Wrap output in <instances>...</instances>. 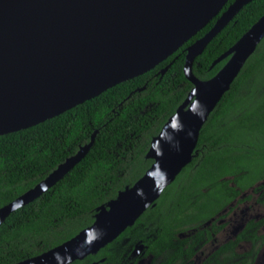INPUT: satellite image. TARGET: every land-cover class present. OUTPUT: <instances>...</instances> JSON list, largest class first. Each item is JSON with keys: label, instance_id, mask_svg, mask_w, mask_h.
<instances>
[{"label": "water", "instance_id": "1", "mask_svg": "<svg viewBox=\"0 0 264 264\" xmlns=\"http://www.w3.org/2000/svg\"><path fill=\"white\" fill-rule=\"evenodd\" d=\"M229 1L0 0V136L43 123L151 71L205 28ZM251 1L235 0L203 37L187 47L184 72L193 89L152 139L147 158L154 162L146 173L99 207L91 226L17 264L84 260L156 206L197 155L202 128L264 39L263 15L214 61L213 66L227 59L215 76L202 80L194 74L196 58ZM96 134L47 178L1 207L0 227L79 164L94 145Z\"/></svg>", "mask_w": 264, "mask_h": 264}, {"label": "trees", "instance_id": "2", "mask_svg": "<svg viewBox=\"0 0 264 264\" xmlns=\"http://www.w3.org/2000/svg\"><path fill=\"white\" fill-rule=\"evenodd\" d=\"M263 15L264 0L246 4L196 58L194 74L202 80L215 76L227 59L213 66L214 61ZM215 20L151 71L43 123L0 136L1 208L47 178L97 132L79 164L2 224L0 264H17L70 240L94 223L99 207L146 173L154 162L147 158L152 139L193 89L184 72L186 48L205 35ZM171 62L167 72L160 73ZM197 152L156 206L137 222L161 217L159 232H170V201L176 226L203 220L221 207L219 200L225 198L233 177H241L238 183L244 185L263 175L264 39L202 128ZM114 255L106 249L100 253L108 261Z\"/></svg>", "mask_w": 264, "mask_h": 264}, {"label": "flooded vegetation", "instance_id": "3", "mask_svg": "<svg viewBox=\"0 0 264 264\" xmlns=\"http://www.w3.org/2000/svg\"><path fill=\"white\" fill-rule=\"evenodd\" d=\"M234 1L226 4L216 20ZM261 167L263 175L251 178L247 184L240 185L242 178L233 177L214 215L176 226L170 201V232H159L161 217H143L129 227L134 230L123 232L103 248L115 253L110 261L100 256L101 249L90 255L92 258L86 257L89 262L83 264H223L229 259V264H253L264 244V163ZM241 206L245 210L239 216ZM242 253L247 257L238 260Z\"/></svg>", "mask_w": 264, "mask_h": 264}, {"label": "rangeland", "instance_id": "4", "mask_svg": "<svg viewBox=\"0 0 264 264\" xmlns=\"http://www.w3.org/2000/svg\"><path fill=\"white\" fill-rule=\"evenodd\" d=\"M260 167H261V165H260ZM256 168H258V167H256ZM244 210H245L244 207L241 206V208L238 211V215L240 216ZM249 212H251V211H249ZM247 247H248V249H250V245H247ZM253 251H255V250H253ZM253 251L251 253V256H249V258L251 260L253 258L252 255L255 253ZM242 257H247V256H244L243 253H242L240 256L237 257V259L240 260ZM231 261L232 260L229 259V260L225 261L223 264L232 263ZM252 263L253 264H264V244L260 247V250H258L257 256H255V259H254V261Z\"/></svg>", "mask_w": 264, "mask_h": 264}]
</instances>
